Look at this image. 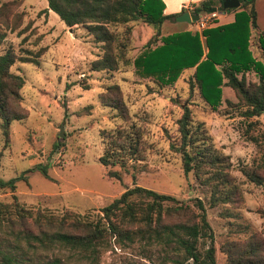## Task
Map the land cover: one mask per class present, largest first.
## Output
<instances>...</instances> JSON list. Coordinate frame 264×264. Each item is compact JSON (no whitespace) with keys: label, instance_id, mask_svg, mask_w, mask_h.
Returning <instances> with one entry per match:
<instances>
[{"label":"trees","instance_id":"16d2710c","mask_svg":"<svg viewBox=\"0 0 264 264\" xmlns=\"http://www.w3.org/2000/svg\"><path fill=\"white\" fill-rule=\"evenodd\" d=\"M222 1L200 0L193 5V11L201 14L212 5H217L220 11L235 9L232 21L202 29L206 51L196 29L160 35L163 20L178 14L164 13L163 0H47L45 8L55 11L67 26H86L94 40L101 42L102 53L91 61L92 70H116L120 60H128L131 21L143 15V20L153 25L155 33L134 55L135 73L168 85L175 82L184 69L192 67L186 77L189 92H195L215 109L222 103V86H230L236 99L225 97L224 111H231L229 114L236 111L249 120L247 126L251 127L264 112V29L250 42V28L257 25L254 0H239L237 7L228 8L222 6ZM21 2L0 3V23L5 30L15 29L21 23L22 12L17 9ZM116 25L124 26L120 33L114 29ZM4 36L5 32L0 31V41ZM43 50L41 47L33 54L29 50L17 53L8 47L0 52V132L7 141L11 122L29 113L22 103L24 77L10 67L15 61L38 63L37 56ZM249 72L255 74L253 79H248ZM99 97L103 104L116 109L121 122L100 129L103 149L98 159L109 166L106 174L110 178L121 179L124 173H131L135 179V172L147 168L146 157L150 151H157V147L146 137L144 123L133 118L118 83L108 84ZM175 122L174 133L164 129L169 149L179 154L183 172H191L196 185L207 189L206 201L199 196L179 199L133 181L132 186L103 205L102 213L93 220L68 208L57 213L47 207L25 204L13 192L17 177H0V189L12 191L10 200L0 199V264H49L28 256V248L36 246L65 248L81 253L87 259L86 264H100L101 252L111 239L119 243H171L191 260L181 261V264H217L207 206L223 204L225 212L240 217L238 211L229 208L244 203L241 182L232 172L230 154L216 145L203 121L193 119L188 104L182 106ZM251 138L264 141V131L262 139L255 135ZM42 170L47 175L46 168ZM240 170L247 180L264 184V159L251 167L242 165ZM236 226L219 245L225 253L223 264H264L262 231L241 223ZM203 241L208 244L202 246Z\"/></svg>","mask_w":264,"mask_h":264},{"label":"rangeland","instance_id":"374dc122","mask_svg":"<svg viewBox=\"0 0 264 264\" xmlns=\"http://www.w3.org/2000/svg\"><path fill=\"white\" fill-rule=\"evenodd\" d=\"M2 1L5 0L0 3ZM46 6L47 0H22L17 8L22 12L19 26L5 30L0 23V31L5 32L0 41V52L12 47L17 53L29 50L33 54L44 47L37 56L38 63L15 61L10 67L24 77L22 103L29 113L27 117L11 122L8 141L0 132V177H17L13 192L18 198L25 204L47 207L57 213L72 209L93 220L102 213L103 205L127 186H132L133 181L179 199L199 196L206 201L207 189L196 185L191 172H183L180 156L169 149L164 130L175 132V118L181 113L182 106L188 104L193 119L203 121L216 145L230 154L232 172L241 182L245 199L240 207L229 208L238 211L240 217L225 212L223 204L207 206L217 264L225 261V253L219 245L237 223L259 229L264 234V184L247 180L240 170L242 165L251 167L264 159V141L260 140L264 131V112L254 126L248 127L249 120L236 111L232 114L224 111L227 96H222L218 108H211L195 92H189L186 77L191 68L184 69V73L168 85L138 76L132 59L152 36L151 31H155L152 24L143 20V15L131 21L126 51L128 60H120L116 70H92L91 61L102 53L101 42L95 41L84 25L67 26ZM229 14L228 17L231 12ZM171 24L181 26L185 23L167 18L162 28L168 30ZM113 27L118 33L124 28L121 25ZM247 77L253 79L255 74L249 72ZM113 82L120 85L133 118L144 123L146 137L157 147V151H150L146 157L147 168L135 172V179L131 173H124L121 179L110 178L106 174L109 166L98 159L103 149L100 129L121 122L116 109L103 104L99 97V93ZM235 99L234 96L232 100ZM251 135L260 141L253 140ZM11 193L9 189H0V199L10 200ZM201 244L206 246L208 242ZM28 252L31 260L36 262L87 263L81 253L65 248L36 246L28 248ZM183 253L171 243H119L111 239L101 252L100 264H181V261H191Z\"/></svg>","mask_w":264,"mask_h":264},{"label":"crops","instance_id":"0c3cea01","mask_svg":"<svg viewBox=\"0 0 264 264\" xmlns=\"http://www.w3.org/2000/svg\"><path fill=\"white\" fill-rule=\"evenodd\" d=\"M198 1H200V0H163V2H164L163 11H164V13H171V12L180 13L181 11H183L182 9H184V10L187 9L190 12H194L193 8H191L189 5H194ZM254 6H255V11H256V24L257 25H256V27L251 26V28H250V42H252V37L257 32L264 29V0H254ZM230 12H231V16L228 17V15H230L229 14ZM225 14H227V15H225ZM234 14H235V9H231L229 11L228 10H225V11L219 10V12H218L217 16L214 18L213 22H211L208 26H215L218 24H222V23L232 21L234 19ZM224 15L226 17L221 19V17ZM174 19L177 20L176 17ZM165 21H166V19L163 20V22L160 26V35L170 33V32H174V31H181V30H185V29H197L195 27L196 26L195 21H191V22L182 21L185 23L184 25L175 26L174 24H171V25H168V27H169L168 30H164L162 28V25ZM198 31L200 32V39H201V42L203 45V49H204V51H206L207 46L205 44V36H204V34L201 33L202 28L198 27ZM151 33L153 35L155 33V31L152 30ZM135 35H136V33H135ZM146 38H148V37H146ZM158 41H160V40H158ZM189 68H191V70L193 69L192 67H189ZM191 72L192 71H190L188 74H190ZM183 73H184V70H183L182 74ZM222 91H223V94H222L223 96H227L231 99H233V97L235 96L233 89L228 85H223Z\"/></svg>","mask_w":264,"mask_h":264},{"label":"water","instance_id":"95a60500","mask_svg":"<svg viewBox=\"0 0 264 264\" xmlns=\"http://www.w3.org/2000/svg\"><path fill=\"white\" fill-rule=\"evenodd\" d=\"M240 1L239 0H223L222 1V6L224 8L228 7H237L239 5ZM218 7L216 5L210 6L207 11H214L217 10ZM199 18V12H190L189 10H183L180 13L176 15V19L180 21H187L191 22L194 20H197ZM60 129H62V125L60 126ZM62 134V132H60Z\"/></svg>","mask_w":264,"mask_h":264},{"label":"built area","instance_id":"2783aa9c","mask_svg":"<svg viewBox=\"0 0 264 264\" xmlns=\"http://www.w3.org/2000/svg\"><path fill=\"white\" fill-rule=\"evenodd\" d=\"M189 6L193 8V5H189ZM218 12L219 10L217 9L214 11H206L203 14L199 13V18L197 20H194L196 22V26L202 29L204 27H207L211 22H213Z\"/></svg>","mask_w":264,"mask_h":264}]
</instances>
